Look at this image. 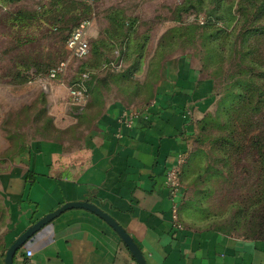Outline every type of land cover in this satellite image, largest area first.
Segmentation results:
<instances>
[{"label": "rangeland", "instance_id": "obj_1", "mask_svg": "<svg viewBox=\"0 0 264 264\" xmlns=\"http://www.w3.org/2000/svg\"><path fill=\"white\" fill-rule=\"evenodd\" d=\"M87 17L90 54L75 60L65 41ZM180 57L214 81L217 97L205 115L214 120L178 168L173 215L182 228L264 240V208L250 191H264V178L248 158L233 167L221 145L234 141L229 111L233 119L244 106L251 118L264 105V0H0V175L34 140H80L109 102L147 106L165 62ZM61 62L62 79L47 81ZM85 70L89 96L76 105L69 88ZM7 224L0 195V264Z\"/></svg>", "mask_w": 264, "mask_h": 264}, {"label": "crops", "instance_id": "obj_2", "mask_svg": "<svg viewBox=\"0 0 264 264\" xmlns=\"http://www.w3.org/2000/svg\"><path fill=\"white\" fill-rule=\"evenodd\" d=\"M165 63L147 106L109 102L80 140H34L0 175L6 249L62 205L87 202L124 229L146 264H264V241L182 228L173 215L166 175L188 155L197 122L215 103V85L183 57ZM13 264L137 263L103 219L74 208L28 240Z\"/></svg>", "mask_w": 264, "mask_h": 264}, {"label": "trees", "instance_id": "obj_3", "mask_svg": "<svg viewBox=\"0 0 264 264\" xmlns=\"http://www.w3.org/2000/svg\"><path fill=\"white\" fill-rule=\"evenodd\" d=\"M84 20H90V17L81 19L75 26H77L80 22H82ZM203 24L204 23L202 22V25ZM72 29H71V31H72ZM70 32H69V34H70ZM69 34H68V36H69ZM68 36H67V38H68ZM67 38H66V40H67ZM90 50H91V47H90ZM51 68H49L46 71V73H45L46 75ZM83 73H89V75H90V72L88 70H85L82 73H80L78 78H80V76ZM90 81H91V77H90V80L86 84L87 88H88V96H89V92H90L89 91L90 90V88H89ZM214 85H215V83H214ZM216 95H217V92H216V88H215V101H216V97H217ZM259 102L260 103H257L258 106L254 107V113L256 112L257 114L252 113L253 117H251V118H249L248 116H245V112L243 109L244 106L236 109V115L233 119H232L233 111H229L230 117L228 119V109H225V115H227L226 119H228V120H226L224 122V126L228 122H232L230 125V128H232V132L229 134V137L233 136L234 141L232 144H235V146L232 148L231 143H222L221 145H223L222 152H223L224 156L226 157V159H229L230 162L231 161L234 162L233 167H238L242 158H248L250 165L252 167L253 173L256 174V177L258 179H262V178H264V105H261V103H262L261 100H259ZM231 108H233V107L231 106ZM230 112H232V114H230ZM205 115H206V113H205ZM205 115L203 116V118L200 121L197 122L196 132L193 135V140L195 139V141H200L201 131L206 130L207 126L210 124L211 120H214L210 117H206ZM254 117H257V118L253 119ZM228 148H230V149H228ZM228 150H231L232 153H228ZM197 152L198 151H196L194 154L192 153L193 154L192 155L193 164L189 165L191 170L196 165L195 159L197 158V156H195V154ZM250 191L253 192V194H251V198H255L256 203H261L258 207H261V209H262V207L264 208V191H262V189H260L259 187H256L255 190L252 189V187H251ZM225 235H229V234L225 233ZM249 240L264 241L262 239H249Z\"/></svg>", "mask_w": 264, "mask_h": 264}, {"label": "built area", "instance_id": "obj_4", "mask_svg": "<svg viewBox=\"0 0 264 264\" xmlns=\"http://www.w3.org/2000/svg\"><path fill=\"white\" fill-rule=\"evenodd\" d=\"M86 2L91 4L94 2V0H86ZM91 26V20H84L75 26L70 32L65 42V48L72 59L83 60L90 54L89 31ZM65 71L66 64L61 62L48 71L46 80L53 82L60 81ZM89 80V73H83L80 78H78L76 82L69 88V99L72 101V103L79 105L83 102H86L88 98V88L86 84ZM180 164L179 166L170 168L166 175L167 183L169 184L172 194L175 197L178 189V168L180 167ZM26 256L30 257L32 256V253L28 251Z\"/></svg>", "mask_w": 264, "mask_h": 264}, {"label": "water", "instance_id": "obj_5", "mask_svg": "<svg viewBox=\"0 0 264 264\" xmlns=\"http://www.w3.org/2000/svg\"><path fill=\"white\" fill-rule=\"evenodd\" d=\"M74 208H80L88 210L101 219H103L121 238V240L124 242L130 253L132 254L133 258L135 259L137 264H146L145 259L143 258V255L140 251V249L137 247V245L134 243V241L131 239V237L124 231L123 228H121L115 221L106 213L98 209L96 206L87 203V202H76V203H66L62 205L57 210L45 215L43 218L39 219L37 222H35L33 225H31L29 228H27L7 249L5 257H4V263L5 264H13V258L17 251L28 241L30 240L37 232H39L43 227H45L47 224L51 223L55 218H57L60 214L65 212L66 210L74 209Z\"/></svg>", "mask_w": 264, "mask_h": 264}]
</instances>
